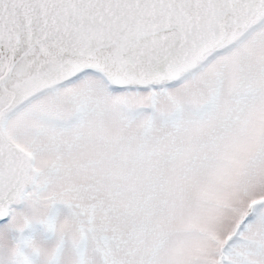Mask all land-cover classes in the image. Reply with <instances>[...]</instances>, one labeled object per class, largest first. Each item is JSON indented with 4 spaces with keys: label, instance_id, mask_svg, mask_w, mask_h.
Returning a JSON list of instances; mask_svg holds the SVG:
<instances>
[{
    "label": "snow or ice",
    "instance_id": "6c2138e0",
    "mask_svg": "<svg viewBox=\"0 0 264 264\" xmlns=\"http://www.w3.org/2000/svg\"><path fill=\"white\" fill-rule=\"evenodd\" d=\"M0 264H264V0H0Z\"/></svg>",
    "mask_w": 264,
    "mask_h": 264
},
{
    "label": "rangeland",
    "instance_id": "374dc122",
    "mask_svg": "<svg viewBox=\"0 0 264 264\" xmlns=\"http://www.w3.org/2000/svg\"><path fill=\"white\" fill-rule=\"evenodd\" d=\"M67 209L63 205H57L52 212V215L57 218H63L66 214ZM26 237L32 238L36 240L38 243L51 247L54 245L56 237L50 231H48L47 227L42 224H34L28 233L25 234ZM72 255V250L70 245H66L64 257L69 258Z\"/></svg>",
    "mask_w": 264,
    "mask_h": 264
},
{
    "label": "clouds",
    "instance_id": "9594fccd",
    "mask_svg": "<svg viewBox=\"0 0 264 264\" xmlns=\"http://www.w3.org/2000/svg\"><path fill=\"white\" fill-rule=\"evenodd\" d=\"M61 227H62L63 231H65V232H70L71 231V225L66 220L65 221H62ZM38 244H40V243H38ZM41 246H43V245L41 244Z\"/></svg>",
    "mask_w": 264,
    "mask_h": 264
},
{
    "label": "flooded vegetation",
    "instance_id": "af4514ba",
    "mask_svg": "<svg viewBox=\"0 0 264 264\" xmlns=\"http://www.w3.org/2000/svg\"><path fill=\"white\" fill-rule=\"evenodd\" d=\"M28 233V231H26V233L25 234H27Z\"/></svg>",
    "mask_w": 264,
    "mask_h": 264
}]
</instances>
